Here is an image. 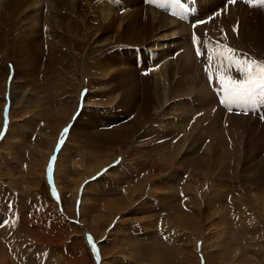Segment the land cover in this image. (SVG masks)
Here are the masks:
<instances>
[{"label":"rangeland","instance_id":"1","mask_svg":"<svg viewBox=\"0 0 264 264\" xmlns=\"http://www.w3.org/2000/svg\"><path fill=\"white\" fill-rule=\"evenodd\" d=\"M115 1L116 4L119 3V0ZM211 1L201 0L198 8L203 16L206 15L205 9L211 10L218 4L222 5V10L224 6L233 5L222 1L219 3L220 0L210 5ZM243 3L245 2H241ZM164 4L170 7L169 0ZM185 7L189 10L186 3L180 9L183 11ZM241 8L245 7L242 5ZM241 8L238 6L239 12L242 11ZM248 13L250 14L249 11ZM259 13L264 15V12ZM90 17L98 20L93 14ZM184 17V11L183 16H175L177 22L185 24L184 29L189 32L190 20L189 17ZM212 18L205 21V25L211 22ZM18 23L16 19L11 18L0 22V132L4 128V113L7 114L6 132H10H5L4 137L2 134L0 136V264H264V121L261 122L250 114H234L221 109L222 112L215 117L220 119L217 128L223 135L221 141H225V146L222 147L231 152L228 156L220 157L218 152L211 153L214 135L201 131L203 124L199 120L198 123L195 121L197 116H202L209 107L220 109L210 91L209 94H200L197 98L193 96L194 93L187 92L178 97L168 96L167 104H179L173 108L174 113L158 109L148 122L137 129L131 142L122 146L121 155L115 157L118 151L112 152L108 146H94L88 142L86 136L72 131L76 122L71 128H68V125L73 116L77 121V116L84 109L93 126L88 129L92 133L112 132L120 125L133 121L134 110L125 111L118 105L108 103L107 98L114 97L117 90L107 93L104 89L106 80H101L97 75H88L97 61L104 59L116 46L88 47L85 41L75 39L74 50L70 52L72 57H68L69 62L65 64L71 65L69 73L74 70L75 74L67 73V82L66 79L55 77V74L58 76L57 74L62 72V64L57 65L55 70L49 68L46 61L44 63L39 60L37 63L33 59L25 62L22 55L19 57V53L11 50L17 32L25 27ZM201 25L204 29L205 25ZM40 33L42 38L45 35L44 30L40 29ZM194 33L196 37L197 33ZM107 34L109 32L104 35ZM163 34L159 40L160 45L156 46L155 50H150V45H146L135 53L137 45H119L121 50L131 51L130 58L133 62L139 61V67L137 62L135 63V76L146 77L148 62L161 58L163 52L168 53L167 59L171 58L170 62L178 58L180 44L173 41L175 38L171 37L168 29L163 31ZM234 38L227 41L237 44L239 49L248 47L241 48L246 57L252 53L257 57L253 60H264V44L253 46L252 41L247 40L245 36L236 38V41ZM190 39L188 41L191 47L193 35H190ZM198 40L200 41L199 36L196 37V42H199ZM43 44L46 47L45 43ZM192 49L196 57L197 48L193 45ZM149 50L152 59H149L146 53ZM201 52L204 53L203 50ZM16 53L17 65L13 64ZM233 55L241 58L236 53H232ZM117 56L113 55L112 59L119 60ZM205 58L207 59L206 55ZM196 59H193L195 66L191 68L194 71L195 84L203 83L202 85L207 86L200 69L205 61L198 56ZM140 62L143 64L139 65ZM29 69L33 70L32 74ZM143 69H146L144 74ZM14 75L18 77L14 79ZM53 81L57 83V88H66L64 93L57 91V88L53 89ZM10 86L14 87L13 100H21L27 105L22 112L15 107L13 119L9 116V110L12 111ZM87 92L92 96L90 94L91 98L85 100ZM73 97L75 100L71 102ZM37 99L39 101H36ZM248 99L253 111H263L264 101L261 95L257 94ZM120 102L118 100V103ZM37 104H41L39 114L36 113ZM80 105L85 107H80L79 112L75 114ZM65 106H71L69 120L65 124L68 129L66 138V133H62L65 125H58L57 120L56 126L54 121L55 111ZM104 108L108 109L109 115L102 114ZM233 115L243 118L233 124L238 126V130L230 126L222 128L220 122L224 123ZM106 116L111 119L105 118ZM175 116L183 122L179 123L173 118ZM207 119L215 122L211 118ZM250 120L257 121L258 126L254 127ZM171 123L187 126L185 129L183 126L175 128ZM51 124L54 125L53 130L50 129ZM260 129L263 135L258 138L255 131L258 133ZM61 138H64L63 146L55 150L54 145ZM244 142L253 144L242 148ZM46 145L50 146L49 152ZM111 146L113 148L115 144ZM218 146L216 144L215 148ZM86 152L88 154H85ZM113 154L114 157L110 158L108 164L98 168L91 177L84 178L78 184L75 193L76 179L83 174H89L90 169L95 168L98 162L106 163V159ZM161 154L164 159L173 161L161 166L160 170L155 172L157 176H154L147 162L155 159V162L158 161L160 157L163 158ZM139 156L141 157L138 158ZM73 160L77 161L76 165L72 164ZM65 167L69 169L66 175H63L64 172L61 171ZM48 172L53 189L51 193L56 194L59 210L58 205L54 204H50L51 211L47 208L51 198L48 193L49 185L45 182V174ZM107 173L109 175H106ZM146 177L151 178L147 183ZM56 180L58 183L60 181L62 192H59ZM134 185H139V189L132 199L131 193L127 192L130 205L125 209H120L119 213L118 210L114 213H105L102 210L105 203L124 196L126 189L131 190ZM74 193L75 198L71 199ZM82 197L87 201L80 211ZM90 201L93 206H89ZM67 206H70V210ZM44 221L45 226L41 224ZM92 228L98 229L96 236L92 234ZM34 249L39 255V263L38 257L35 260L31 256ZM102 251L103 253H100ZM23 255L25 258H22Z\"/></svg>","mask_w":264,"mask_h":264},{"label":"bare ground","instance_id":"2","mask_svg":"<svg viewBox=\"0 0 264 264\" xmlns=\"http://www.w3.org/2000/svg\"><path fill=\"white\" fill-rule=\"evenodd\" d=\"M166 1L167 0H164V2ZM169 1H170V12H168L162 6L161 9H163V11L161 12V9L159 10L158 8H156L155 6L156 2L152 4L149 2V0H119L118 4H116L115 0H7V1L0 0V22L11 18V19H16L19 22L18 24H21V26L25 25V27L20 28V30L18 29L19 31L17 32L18 34L13 40L11 50H15L17 53H19L20 54L19 57L22 55L25 62H30L33 59H35L37 63L39 60L43 62L46 61L48 67L52 69L55 68V70L57 69L56 67L57 65L60 66L62 64L63 66L62 72L60 74H57L58 76H56L55 74V77L66 79L67 82L69 81L68 76L70 74L73 75L75 74L74 70L72 73H69L72 69L71 65L68 64L65 65L66 63L69 62V59H71L72 57L70 52L74 50L75 39L78 40L80 39L81 41H85L88 47H93V46L103 47L105 45L116 46V49L111 53H109L108 55H106L104 59L103 58L99 59L94 69L90 72L88 71L89 74L88 73L87 74L90 77L97 75V77H99L101 80L103 79L106 80V82L104 81L106 84L104 89L106 90L107 93H111V90L112 91L117 90V94L114 97L110 96L109 98H107V100H109L108 103L112 105H118L125 111L134 110L135 117L133 121H131L128 124L120 125L112 132L96 131L92 133L89 130L93 126L89 122V117L84 112L85 110L84 109L77 116L76 118L77 121H75V117L73 116L71 119L72 121H70L68 125V128H71L72 124L76 122L73 124L72 131H77L78 134H82L86 136L88 138V142L92 143L94 146L95 145L97 147L108 146V148H110L109 150H112V152L118 151V154L115 155L116 157L117 155H121L122 146L127 145L128 143L131 142L132 137H134L135 133H137V129H140L146 122H148L147 120L158 109L161 108L163 111H172L173 108H175V106L176 107L179 106L178 103L167 104V100L169 99L168 96H170L171 98L178 97L187 92V93H194L193 96L197 98L198 95L200 94H209L208 87L202 85L203 83L196 85L195 80L193 78L194 71L191 70V68L195 66V61H193V59L195 60L197 56L196 57L194 56L195 53L192 47L194 45V48H197L196 46L197 43L196 44L193 43L192 46L190 47L191 44L189 43L190 41H188L191 40L190 35H194L195 34L194 32L197 33L196 37L198 38L199 36L200 39V41L198 40L199 46H205L203 42L205 41V38L209 37L217 40L220 44H225L232 47L235 46L238 47L237 44L228 42L227 40L228 39L230 40L231 38L233 39V37H235L234 41H236V38H239L240 36H245L247 37L246 38L247 40H251L253 46H259L264 44V15L263 13H259V12H264V3H262V0H258V6L256 8L254 7L249 8L248 3H246L245 1H243L245 2L243 4L236 2L239 4L234 3L233 5H228L226 7L224 6V9L222 10L221 13L215 12V15L213 16L211 22L207 23L206 25L205 22L203 23L205 25V28L203 27L204 29H202L201 24H200L201 26L196 25L197 28H195L189 22L190 24L189 32L191 34L184 29L185 24H181L177 22L176 20L177 18H175L176 14H180L183 16V11L182 9H180V7L182 6L184 7V5L181 4L182 6H178L174 0H169ZM221 1L224 2V0H220L219 3ZM200 2L201 0H192V1H187L185 3L189 5V9H191V4H194V6L196 7V11L199 12L198 16L201 17L203 15L198 8ZM214 2H218V1L212 0L210 2V5L213 4ZM173 3L175 4L176 7V11H175L176 14L174 15L171 14V10L173 9ZM240 4L241 6L243 5L245 8H241ZM238 6L239 8L242 9L241 12L238 11ZM208 11L210 10L209 9L204 10L205 13H207ZM248 11L250 12V14L248 13ZM92 14L95 15L98 20L91 19L90 16ZM186 16L189 17V20L191 19V16L189 15ZM92 21L94 22V24ZM234 27L237 28V31H233ZM194 28L196 29L195 31ZM40 29L44 30L45 33V35L42 38H41V33L39 34ZM167 29L169 30V34L171 35V37H173V39L175 38L174 40L173 39L172 40L180 44V54L177 55L178 58L174 62H170L171 58L167 59L168 53L163 52L161 53L162 54L161 58H158L153 62H148L149 63L147 69L148 74L146 75V77L140 76L141 77L140 78L135 76L136 74L135 63L137 61L133 62L131 60L130 58L131 51L126 49L121 50L119 45H134V46L137 45L138 47L136 46L135 53H137L140 50V48H143L146 45H150V50H155L157 48L156 46L160 45L159 40L164 35L163 31ZM106 32H109V34L104 35ZM43 43H45L46 47H44ZM246 48L248 49V47ZM17 53L15 58L13 59L14 60L13 64L16 65L18 62V60L16 59V57L18 58ZM116 54L118 55L116 58L119 60L112 59L113 58L112 56ZM230 55H232V53ZM233 56L236 57L235 55ZM198 58L203 61H205L206 59L204 53L198 56ZM136 59L139 60L138 58ZM65 60L67 61L65 62ZM6 61L7 60H5V62ZM138 63L139 61L137 62V67H139ZM142 64L143 63L140 62L139 65ZM144 70L146 71V69H143L142 73L144 72ZM29 71L30 74H32L31 72L33 70L29 69ZM67 73H69V75H67ZM65 75H67V77ZM17 77L18 76L14 75V79H16ZM70 77H72V75ZM56 82L53 83L52 86L53 89H56L58 87ZM62 87L63 86H61V88H57V91L63 92V90L64 91L66 90V88L63 89ZM12 89H14L13 86L10 88V93H9V97H10L9 99L11 102L10 108H12V111L9 110V116L11 118L13 116L14 113L13 111L15 107L19 108L20 112L24 111L27 107V105L23 103L21 100L20 101L13 100L14 95ZM90 94H91L90 92L89 93L87 92V94L85 95V100L91 98L92 94L91 96ZM73 98H71V102H74L75 97ZM118 100H120L121 102L118 103ZM36 101L39 100L37 99ZM83 102H84V98H83ZM3 104L4 103L2 102V106ZM137 104L139 106L136 107ZM70 107L65 106L63 107L64 109L62 108L61 110L55 111L56 118H54V121L56 126H57L56 124L57 120L59 122L58 125L61 126L67 123V121L69 120L68 118H69ZM79 107H81V105ZM216 109L217 108L209 107L208 111L200 117L197 116L195 121L196 123H198L199 120L201 124H203L201 125L202 127L200 128L201 131H203L207 135H212V134L214 135L212 137L214 146L213 149L211 150V153L215 151V153L218 152L220 154V157H223L226 155L228 156L231 150L222 147L225 146V141H221L223 135L217 128V122L220 119L215 118L219 112H222V110L217 109L216 111ZM39 112H41V104L36 105V113L39 114ZM102 112H103L102 114L109 113L107 108H104ZM172 112L174 113V111ZM186 114L193 115L194 113L193 114L186 113ZM176 117L178 116H175L173 118L177 119L179 123H181L182 120ZM207 117L211 118L212 121L215 122H211L210 120L207 119ZM230 118L231 119H226L224 123L220 122V126L222 128L225 126H230V128H234L235 130H238V126L236 124L235 125L233 124L238 119H243V118L237 117V115L235 116L233 115ZM5 120H6V126H3L4 128L0 132V136L2 134L3 137L6 133L10 134L8 130L6 132V128L8 129L6 113H5ZM250 121L254 127L258 126L256 123L257 121H252V120ZM0 123H2L1 120ZM240 123H242V121ZM171 125L175 128L179 126H183L182 124L176 126L172 123ZM51 126L52 127H50V129L53 130L54 125L51 124ZM186 126L187 125L183 126V129H185ZM261 134H262V129H260L258 133H256L255 131V136H257L258 138L262 137ZM67 135L68 133H66L64 137L66 138ZM238 139H240V137H238ZM60 140H62V138ZM215 143L219 145L218 148H215L216 147ZM252 144L253 142L251 143V145L250 143L244 142L242 148L250 147L252 146ZM110 145H113L114 147L112 148V146L110 147ZM38 149H42V148H38ZM46 149H48L49 152L50 146L46 145ZM46 154H47V150H46ZM46 154L44 156V159L46 157ZM85 154H88V152H86ZM161 156L163 157V154H161ZM168 156L170 155L168 154ZM113 157L114 154L106 159V163L105 162L102 163V161L98 162L95 168H91L90 169L91 171L89 170L90 171L89 174L87 175L83 174L81 177L79 176L80 178L76 179L77 185L75 187V193L78 184L84 178L93 174L95 170L102 167L103 165L108 164L111 161L110 158ZM140 157L141 156H139L138 158ZM155 160L151 162H147L151 170L153 171L154 176H157V173L155 172L159 171L161 166H164L165 164L168 165L173 161V160L170 161L164 159V157L163 158L160 157L156 162ZM73 162H74L72 163L73 165L77 164V161L73 160ZM134 164L136 165V163ZM68 169H69L68 167H65V169H63L61 173L64 172L63 175H66L65 173L68 172ZM106 175H109V173H107ZM154 176H152V179L154 178ZM53 177L55 178V175ZM0 179H2L1 176ZM149 179L151 178L146 177L145 179L146 183L149 182ZM56 183L59 187L58 188L59 192H62L63 187H61L60 181L58 183V181L56 180ZM146 183L144 182V187L146 186ZM134 186H131L132 188L131 190L126 189L127 191H125L124 189L125 191V193L123 194L124 196L117 197L114 200L105 203L104 204L105 208H102V210L105 213L108 211L110 213H114L116 210H118L117 213H119L120 209H125L128 205H130V198L127 192L131 193L130 197L132 199L133 196L135 195V192H137V189H139L137 188L139 185H134ZM87 187L88 186L86 185V188ZM75 193L73 194L71 199L75 198L74 197ZM83 196L84 197L86 196L85 192L83 193ZM84 197L81 198L82 202L79 207L80 211L83 209V206L87 201L86 199H84ZM89 204H90L89 206H93V203L91 201L89 202ZM193 204H195V206L198 205V203H193ZM66 208L70 210V206H67ZM190 219L193 220L192 218ZM89 231L91 232V230ZM97 232L98 229L92 228L93 235L96 236L99 233ZM236 252L240 253V251H236ZM100 253H103V251ZM154 263L156 262L154 261Z\"/></svg>","mask_w":264,"mask_h":264},{"label":"snow or ice","instance_id":"3","mask_svg":"<svg viewBox=\"0 0 264 264\" xmlns=\"http://www.w3.org/2000/svg\"><path fill=\"white\" fill-rule=\"evenodd\" d=\"M149 2L151 3L152 0H149ZM235 2L236 0H225L226 4H234ZM245 2H250V0H245ZM262 3H264V0H262ZM233 31H237V28L234 27ZM193 43H196L195 34L193 35ZM205 43H207V41H205ZM216 47L224 49L223 52L216 53L218 57L223 56L225 52L232 53L234 51L219 44H217ZM200 55L201 50L197 47V56ZM207 59L211 62V52H209ZM227 59L230 66L234 65L236 72L241 78L236 79L231 76H221L219 78L218 90L222 95L219 97L218 102L231 108L232 104L239 103L257 94L264 96V62H257L249 57L236 58L232 55H228ZM208 79L209 81L212 80L211 72H208ZM64 132L67 133L68 129H65Z\"/></svg>","mask_w":264,"mask_h":264}]
</instances>
